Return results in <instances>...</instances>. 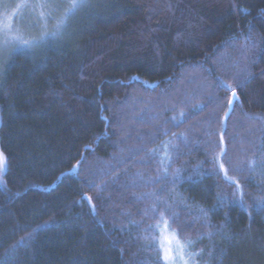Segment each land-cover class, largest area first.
Instances as JSON below:
<instances>
[{"label": "trees", "instance_id": "16d2710c", "mask_svg": "<svg viewBox=\"0 0 264 264\" xmlns=\"http://www.w3.org/2000/svg\"><path fill=\"white\" fill-rule=\"evenodd\" d=\"M0 153V264H157V197L198 264H264V0H86L0 72Z\"/></svg>", "mask_w": 264, "mask_h": 264}, {"label": "snow or ice", "instance_id": "6c2138e0", "mask_svg": "<svg viewBox=\"0 0 264 264\" xmlns=\"http://www.w3.org/2000/svg\"><path fill=\"white\" fill-rule=\"evenodd\" d=\"M86 0H37V3L31 5H18L17 7H30L34 10L35 16L39 21H42L39 38L23 39L15 38L17 44V51L21 48L24 51H28L34 48L43 47L50 42H54L60 38L63 32L66 30L68 22L76 15L77 11L85 5ZM7 17H5V28L8 27ZM51 23V29L48 28V24ZM7 36L5 35L4 47L6 48L9 43ZM226 90L230 89V85H220ZM236 99V92L233 89L231 91V98L228 100L229 106H231ZM227 116V113L225 114ZM223 137H221V142ZM167 147V146H165ZM223 154V149L221 150ZM167 155V153H165ZM3 164V155L0 153V166ZM218 167L221 172L224 173V179L230 183H234L237 190L240 189L238 181L233 180L228 174V170L225 168L224 163L218 161ZM167 170L165 169V172ZM180 196L179 193L176 194ZM90 199V198H89ZM175 199V198H174ZM180 201L185 204V207H190L187 201L180 197ZM202 214L206 217L207 212L200 209ZM151 213L152 219L155 221L149 225L146 230L151 235L146 239L153 241V251L156 253L157 264H198L196 257L200 256L198 252H192L190 249L194 245L195 241L187 237L185 229L191 227L190 224H181L180 216L174 211L172 205L167 201L159 202L157 197V203L145 211V214ZM199 219V217H197ZM212 234L209 233V236Z\"/></svg>", "mask_w": 264, "mask_h": 264}, {"label": "rangeland", "instance_id": "374dc122", "mask_svg": "<svg viewBox=\"0 0 264 264\" xmlns=\"http://www.w3.org/2000/svg\"><path fill=\"white\" fill-rule=\"evenodd\" d=\"M37 0H0V72L4 69L11 54L17 51L15 38L33 39L36 36L37 25L34 19L35 12L29 7H17L18 5H31ZM5 17H7L8 27L5 28ZM42 22V21H41ZM5 35L9 41L8 46L4 47Z\"/></svg>", "mask_w": 264, "mask_h": 264}]
</instances>
